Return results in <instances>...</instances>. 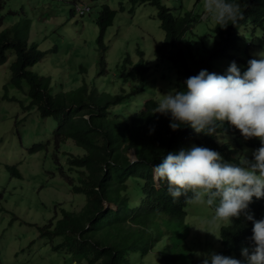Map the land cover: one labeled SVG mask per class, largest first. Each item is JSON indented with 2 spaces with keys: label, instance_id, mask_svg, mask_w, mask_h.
I'll list each match as a JSON object with an SVG mask.
<instances>
[{
  "label": "trees",
  "instance_id": "trees-1",
  "mask_svg": "<svg viewBox=\"0 0 264 264\" xmlns=\"http://www.w3.org/2000/svg\"><path fill=\"white\" fill-rule=\"evenodd\" d=\"M133 1L158 7L166 35L154 49L155 64L146 60L141 48L138 64L127 55L118 72L122 80L116 86L117 93L112 87L96 91L86 79L83 86L65 91L64 85L33 71L45 53L30 44L27 2L22 6L23 21L0 30V66L15 56L10 85L23 90L27 84L29 109H37L41 121L49 125L46 143L34 145L32 153H48L53 146L56 171L83 201L80 211L72 210L71 204H56L54 217L37 226L39 238L54 252L68 257L71 264H201L203 257L197 253L214 251L216 246L220 254L242 259V247L251 245L252 222L241 216L232 224L211 226L213 208L194 207L185 203L183 196L173 201L165 186L154 183L152 167L161 163L169 151L178 152L192 145L218 151L224 162H251L252 153L261 146L259 138L245 143L227 122L219 130L220 143L190 128L172 131L169 118L154 112L162 94L156 92L151 72L159 69L162 74L168 73L169 82L170 73L163 72L164 66L169 68L173 80L168 92L182 90L183 81L201 69L222 75L235 61L243 72L248 60L258 59L257 54L264 52V0H241L243 19L226 28L216 25L209 34L212 41L195 34L202 14H184L183 6L181 10L169 9L160 0ZM116 16V11L105 6L97 20L99 44L105 52V36ZM3 25L0 20V28ZM102 64L106 65L104 57ZM80 69L87 75L85 68ZM5 89L9 101L8 86ZM11 101L17 102L15 98ZM17 134V146L24 147L25 140L20 132ZM68 142L74 146H67ZM75 149L82 154L75 156ZM6 167L13 178H22L17 167ZM247 211L256 220L264 218V198H253ZM202 222L207 223V230L201 232L195 226ZM208 247L211 249L206 250Z\"/></svg>",
  "mask_w": 264,
  "mask_h": 264
},
{
  "label": "rangeland",
  "instance_id": "rangeland-1",
  "mask_svg": "<svg viewBox=\"0 0 264 264\" xmlns=\"http://www.w3.org/2000/svg\"><path fill=\"white\" fill-rule=\"evenodd\" d=\"M25 2L28 3L30 44H36L45 53V58L33 71L40 76L51 77L54 84L64 85L65 91L83 86L86 79L96 91L112 87L117 93L116 86L122 80L118 72L127 55L136 65L140 60L138 48H141L146 60L151 65L155 64L154 49L163 43L166 35L158 18V7L133 0H0L3 5L0 7V20L4 22L0 30L23 21L22 6ZM160 2L169 9L181 10L183 6L184 14L190 11L202 14L195 34L212 41L209 34L216 24L206 16L204 0ZM76 4L90 7V13L81 17L79 12H75ZM105 6L117 12L105 36L106 52L99 44L100 29L97 25ZM102 57L105 58V66ZM14 61L15 56L11 55L9 61L0 66V264H71L68 257L54 252L50 245L40 240L37 226L54 217L56 204H71L72 210L80 211L83 201L71 192L56 171L53 146L48 153L44 150L32 153L34 145L46 143L48 134L45 130L49 125L41 121L37 109H29L27 84L23 85V90L10 85ZM81 67L86 69L87 75L80 72ZM166 71L170 73L169 82L168 73L162 74L159 69L151 72V79L156 80L155 90L162 95L167 94L172 86L173 73L164 66L163 72ZM6 86L9 88V101L5 97ZM14 98L17 102L11 101ZM17 132L25 140L24 147L17 146ZM67 146L74 144L68 142ZM72 153L75 156L82 154L77 149ZM130 156L134 154L130 153ZM61 161L66 162L63 158ZM7 164L17 167L22 178H13ZM65 180L70 182V179ZM194 221L198 222V219L194 218ZM205 226V222L196 223L195 229L202 232L207 230ZM200 246L203 247L201 243ZM217 249L216 246L214 251L219 253Z\"/></svg>",
  "mask_w": 264,
  "mask_h": 264
},
{
  "label": "clouds",
  "instance_id": "clouds-1",
  "mask_svg": "<svg viewBox=\"0 0 264 264\" xmlns=\"http://www.w3.org/2000/svg\"><path fill=\"white\" fill-rule=\"evenodd\" d=\"M203 8L221 28L243 19L241 0H204ZM257 55L258 59L248 60L243 72L235 61L222 75L201 69L183 81L182 90L163 94L154 110L169 118L172 131L186 127L220 143L219 130L227 122L245 143L254 138L260 141L251 162H224L218 151L192 145L169 151L152 167L154 183L165 186L173 201L183 196L185 203L213 208L211 225L232 224L241 216L252 222L251 245L242 247V259L210 251L197 253L203 257L201 264H264V218L256 220L247 211L253 198H264V52Z\"/></svg>",
  "mask_w": 264,
  "mask_h": 264
},
{
  "label": "built area",
  "instance_id": "built-area-1",
  "mask_svg": "<svg viewBox=\"0 0 264 264\" xmlns=\"http://www.w3.org/2000/svg\"><path fill=\"white\" fill-rule=\"evenodd\" d=\"M77 12H79L80 15H85L86 13L90 12V8L89 7H82V6H78L76 8Z\"/></svg>",
  "mask_w": 264,
  "mask_h": 264
}]
</instances>
